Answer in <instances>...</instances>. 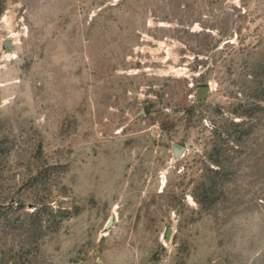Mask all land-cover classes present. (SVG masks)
<instances>
[{"label": "rangeland", "instance_id": "1", "mask_svg": "<svg viewBox=\"0 0 264 264\" xmlns=\"http://www.w3.org/2000/svg\"><path fill=\"white\" fill-rule=\"evenodd\" d=\"M0 264H264V0H0Z\"/></svg>", "mask_w": 264, "mask_h": 264}, {"label": "water", "instance_id": "2", "mask_svg": "<svg viewBox=\"0 0 264 264\" xmlns=\"http://www.w3.org/2000/svg\"><path fill=\"white\" fill-rule=\"evenodd\" d=\"M210 90V87L207 86H201L198 90V98H202V96L206 95ZM184 151V147L180 146L179 144H174V152L175 154L178 156L180 154H182V152ZM112 222V218L110 219L108 226L111 224Z\"/></svg>", "mask_w": 264, "mask_h": 264}]
</instances>
